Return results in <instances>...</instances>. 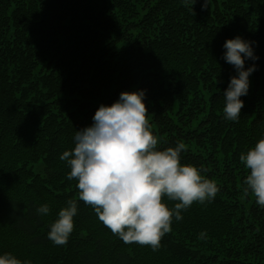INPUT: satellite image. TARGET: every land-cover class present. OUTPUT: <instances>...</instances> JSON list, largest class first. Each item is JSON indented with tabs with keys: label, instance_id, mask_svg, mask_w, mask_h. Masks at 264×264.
Here are the masks:
<instances>
[{
	"label": "trees",
	"instance_id": "trees-1",
	"mask_svg": "<svg viewBox=\"0 0 264 264\" xmlns=\"http://www.w3.org/2000/svg\"><path fill=\"white\" fill-rule=\"evenodd\" d=\"M235 36L258 58L245 60L255 70L231 121L223 92L236 71L222 45ZM135 90L157 148L182 142L180 162L203 166L218 186L211 202L173 218L155 251L114 235L59 159L101 103ZM262 131L264 0H0V254L28 264H264V209L242 195L249 170L239 160ZM69 199L73 230L56 245L49 225Z\"/></svg>",
	"mask_w": 264,
	"mask_h": 264
},
{
	"label": "clouds",
	"instance_id": "clouds-1",
	"mask_svg": "<svg viewBox=\"0 0 264 264\" xmlns=\"http://www.w3.org/2000/svg\"><path fill=\"white\" fill-rule=\"evenodd\" d=\"M222 47L226 50L223 59L236 71L223 92V117L236 121L243 106L240 97L247 94L249 75L255 70V64L245 68V60L258 57L251 42L240 36L226 39ZM144 97L143 90L122 91L110 105L101 103L92 123L75 131L74 147L64 150L59 159L70 169L66 178L76 180L78 198L92 207L114 235L124 243L148 245L155 251L173 218L181 220L182 210L193 202H211L218 186L202 175L203 166L180 162L185 148L182 142L157 148L158 140L146 120ZM239 160L249 170L242 195L250 192L264 209V131L254 146L240 153ZM162 196L175 202L171 208L162 202ZM35 212L45 215L49 206L40 204ZM76 212L73 199L58 211L47 233L53 244L66 243ZM0 264L28 262L6 252L0 254Z\"/></svg>",
	"mask_w": 264,
	"mask_h": 264
}]
</instances>
